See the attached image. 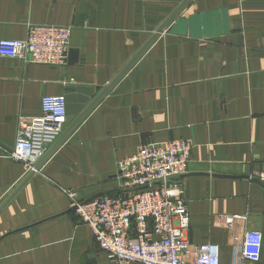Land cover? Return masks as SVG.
I'll return each instance as SVG.
<instances>
[{"label":"crops","instance_id":"0c3cea01","mask_svg":"<svg viewBox=\"0 0 264 264\" xmlns=\"http://www.w3.org/2000/svg\"><path fill=\"white\" fill-rule=\"evenodd\" d=\"M182 1L0 0V39H24L30 24L73 27L65 64L0 56V206L30 173L9 156L19 117L63 95L70 124ZM171 139L191 144L187 172L173 179L190 239L218 244L220 264H241L246 233L260 231L264 264V0H191L0 209V264H116L66 190L87 200L121 189L119 161Z\"/></svg>","mask_w":264,"mask_h":264},{"label":"built area","instance_id":"2783aa9c","mask_svg":"<svg viewBox=\"0 0 264 264\" xmlns=\"http://www.w3.org/2000/svg\"><path fill=\"white\" fill-rule=\"evenodd\" d=\"M72 26L30 24L24 39H0V56L45 64H65ZM69 124L66 97L46 95L42 113L19 117L16 140L9 156L24 163L26 173ZM191 144L171 139L139 147L119 161L121 192L86 201L76 189H67L80 223L88 225L116 264H220V246L196 243L189 237L191 213L180 182L187 172ZM264 184V159L257 174ZM263 235L248 231L241 264H256Z\"/></svg>","mask_w":264,"mask_h":264},{"label":"water","instance_id":"95a60500","mask_svg":"<svg viewBox=\"0 0 264 264\" xmlns=\"http://www.w3.org/2000/svg\"><path fill=\"white\" fill-rule=\"evenodd\" d=\"M191 0H184L182 3L171 13V15L160 25L157 31L149 38V40L139 49V51L134 55V57L129 61V63L122 69L120 73L108 84L102 91L97 95V97L80 113L63 131V133L58 137V139L49 147L45 154L36 163L34 169L30 171L28 176L20 183L16 190L11 194V196L0 206V209L9 201V199L19 190V188L38 170H40L43 165L51 158V156L66 142V140L72 135V133L79 127V125L86 119V117L94 110V108L112 91V89L119 83V81L127 74V72L133 67V65L145 54V52L150 48V46L157 40L161 33L168 27V25L177 17V15L183 10V8ZM181 177V176H180ZM179 177H173L176 179ZM121 192L122 189H111L103 191L97 195H94L87 199L90 201L103 194Z\"/></svg>","mask_w":264,"mask_h":264}]
</instances>
